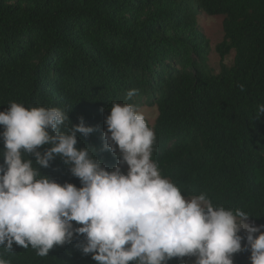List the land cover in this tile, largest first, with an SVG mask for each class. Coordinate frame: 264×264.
Returning <instances> with one entry per match:
<instances>
[{"label": "trees", "instance_id": "16d2710c", "mask_svg": "<svg viewBox=\"0 0 264 264\" xmlns=\"http://www.w3.org/2000/svg\"><path fill=\"white\" fill-rule=\"evenodd\" d=\"M199 12L223 17L219 73L207 66ZM11 102L62 108L66 129L83 117L96 131L78 133L77 147L95 149L109 171L117 159L104 150L111 105L156 107L152 159L161 175L187 198L204 194L264 225V0H0V112ZM40 171L82 186L60 158ZM82 240L46 257L31 246L0 255L11 264H96L77 247ZM244 252L238 264H247Z\"/></svg>", "mask_w": 264, "mask_h": 264}, {"label": "clouds", "instance_id": "9594fccd", "mask_svg": "<svg viewBox=\"0 0 264 264\" xmlns=\"http://www.w3.org/2000/svg\"><path fill=\"white\" fill-rule=\"evenodd\" d=\"M66 121L62 108L11 102L0 112V248L31 246L46 257L83 237L77 247L96 264H168L185 257L234 264L244 251L251 264H264V225L242 210L214 206L204 194L187 198L161 175L152 159L155 131L137 106L113 103L105 118L104 150L119 160L111 171L95 149L77 147L78 133L88 137L96 129L83 117L70 129ZM57 158L81 187L42 175ZM0 264L11 262L0 255Z\"/></svg>", "mask_w": 264, "mask_h": 264}, {"label": "rangeland", "instance_id": "374dc122", "mask_svg": "<svg viewBox=\"0 0 264 264\" xmlns=\"http://www.w3.org/2000/svg\"><path fill=\"white\" fill-rule=\"evenodd\" d=\"M190 7L192 10L195 9L193 4H190ZM198 21L201 30L203 31L204 35L206 36L210 44V54L208 55L207 66L210 69H212L215 73H219L222 61L219 53L216 51V47L218 44L222 42L224 37L223 26H222L223 17L208 16L203 12H199ZM234 57H235V52L232 51L229 53V55L225 57L223 63L226 66L231 67L234 64ZM140 110L144 113L149 126L153 128L155 121L158 117L157 108L144 106ZM118 165H119V160L117 158L111 170H113ZM122 171L125 173L127 172L126 165L122 166ZM255 225L258 226L257 224ZM241 235L244 236L245 233L242 231ZM242 244H246V240L243 241ZM250 255H251L250 251L244 252V256H245L244 262L247 264H251ZM179 264H195V257H185L181 259V262ZM234 264H238L237 256H234Z\"/></svg>", "mask_w": 264, "mask_h": 264}]
</instances>
